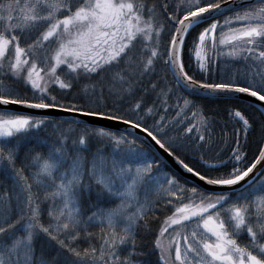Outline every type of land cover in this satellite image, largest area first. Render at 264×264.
<instances>
[{"label": "snow or ice", "instance_id": "6c2138e0", "mask_svg": "<svg viewBox=\"0 0 264 264\" xmlns=\"http://www.w3.org/2000/svg\"><path fill=\"white\" fill-rule=\"evenodd\" d=\"M0 264H264V0H0Z\"/></svg>", "mask_w": 264, "mask_h": 264}, {"label": "water", "instance_id": "95a60500", "mask_svg": "<svg viewBox=\"0 0 264 264\" xmlns=\"http://www.w3.org/2000/svg\"><path fill=\"white\" fill-rule=\"evenodd\" d=\"M23 111H32L33 114H39L38 110H23ZM100 123L103 124V122ZM118 127H122V126H118Z\"/></svg>", "mask_w": 264, "mask_h": 264}, {"label": "trees", "instance_id": "16d2710c", "mask_svg": "<svg viewBox=\"0 0 264 264\" xmlns=\"http://www.w3.org/2000/svg\"><path fill=\"white\" fill-rule=\"evenodd\" d=\"M223 119V117H221Z\"/></svg>", "mask_w": 264, "mask_h": 264}]
</instances>
